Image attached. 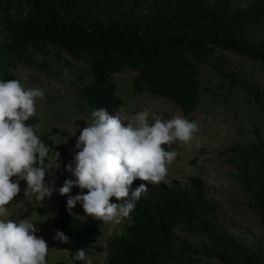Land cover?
Wrapping results in <instances>:
<instances>
[{
  "label": "trees",
  "instance_id": "16d2710c",
  "mask_svg": "<svg viewBox=\"0 0 264 264\" xmlns=\"http://www.w3.org/2000/svg\"><path fill=\"white\" fill-rule=\"evenodd\" d=\"M224 53L249 62L253 71L245 72ZM62 54L88 66L76 80L77 96L89 111L133 107L117 97L114 82L116 75L131 71L136 76L126 93L163 98L188 118L202 112V100L211 93L201 77L210 70L252 102L264 125V83L257 80L264 79V0H247L245 7L233 0H0V80L16 79L9 74L14 68L49 72L48 59L62 60ZM27 123L36 133L37 121ZM56 132L39 137L49 156V138ZM67 143L73 154L75 136ZM225 153L236 186L264 228V134ZM70 178L64 170L61 183ZM138 185L134 180L131 187ZM52 196L51 223L68 237L67 244L58 243L69 259L78 248L86 255L99 250L101 221L70 217L65 198L57 191ZM38 210L43 214V207ZM122 220L123 232L107 245V264H200L199 253L176 231L205 243V264H213L212 253L221 264H264L261 247L235 242L213 220L200 178L190 179L186 188L148 190L130 219Z\"/></svg>",
  "mask_w": 264,
  "mask_h": 264
},
{
  "label": "rangeland",
  "instance_id": "374dc122",
  "mask_svg": "<svg viewBox=\"0 0 264 264\" xmlns=\"http://www.w3.org/2000/svg\"><path fill=\"white\" fill-rule=\"evenodd\" d=\"M233 3L245 7L247 0H233ZM224 55L245 72L253 71V66L239 56L229 53ZM61 57L62 60L58 61L53 57L48 59L49 72L14 68V71L9 73L16 76L15 78L25 87H39L44 90L45 95L42 99H37L36 115L31 119L37 121L38 137L46 135L52 129L57 131L49 139L53 145V152L59 153V158L54 162L51 152L45 162L44 183L53 189L52 193L62 186L61 174L65 170V165L71 161L72 153L67 138L71 136L73 127L78 125L82 129L90 122L89 108L77 96L79 82L76 80L77 74H86L88 66L74 62L65 54ZM65 62L71 66H65ZM135 76V73L126 71L114 77V82L119 88L117 97L133 107L118 109L110 114L119 115L121 120L127 123L137 112L147 111L150 122L156 118L171 119L179 116L195 121L198 126V132L191 142L188 144L177 142L173 145L178 152L177 158L167 166L168 173L163 181L156 185H148V190L172 185L186 188L190 179L200 178L205 198L212 203L213 220L235 242L242 243L249 249L261 247L264 254V228L259 224L245 195L236 186L232 178L230 161L225 153L235 145H249L264 134V125L252 102H249L239 90L223 85L214 73L206 70L201 77L203 83L211 89V93L202 100V112L193 113L186 118L163 98L142 93H126L131 90L132 79ZM253 76L256 78V75L251 77ZM257 80L264 83V79L257 77ZM76 134H79V131ZM141 183L146 182L139 181V184ZM19 187L18 195L6 206L8 218L17 220L28 218L35 223L36 235L42 237L49 248L46 257L48 264H72L68 253L53 239L56 233L51 223V218L55 214L53 196L39 202L30 192L24 194L26 185L23 181ZM77 193L70 191L68 195L74 196ZM63 197L65 200L68 198ZM39 207L44 208L43 214L39 213ZM67 212L76 220L84 221L89 218L85 216L79 204L71 210L67 209ZM124 227L123 220L119 223L101 221V236L95 243L99 250L92 249L87 252L89 264H107V245L123 232ZM175 233L196 249L201 258L200 264H205L209 251L205 243L197 237L186 236L179 231ZM211 262L221 264L215 253H212Z\"/></svg>",
  "mask_w": 264,
  "mask_h": 264
},
{
  "label": "clouds",
  "instance_id": "9594fccd",
  "mask_svg": "<svg viewBox=\"0 0 264 264\" xmlns=\"http://www.w3.org/2000/svg\"><path fill=\"white\" fill-rule=\"evenodd\" d=\"M44 95L43 89L25 87L19 79L0 80V264H48L49 248L36 235L35 223L8 218L6 207L20 192L21 181L26 185L24 194L30 192L36 201L52 195L53 189L44 183L50 149L27 123ZM197 132L195 121L179 116L150 122L148 112L139 111L125 123L119 115L93 108L85 127H73L74 151L65 165L71 178L56 191L68 197L67 209L79 204L86 217L115 223L130 219L148 185L162 182L167 166L177 158L173 145L188 144ZM51 152L55 162L59 153ZM134 180L146 183L132 188ZM73 187L80 191L68 195ZM53 239L69 242L60 231ZM71 260L89 264L83 248L76 249Z\"/></svg>",
  "mask_w": 264,
  "mask_h": 264
}]
</instances>
